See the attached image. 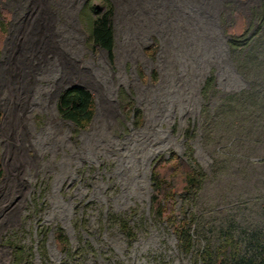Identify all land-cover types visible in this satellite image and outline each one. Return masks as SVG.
<instances>
[{"label":"rangeland","instance_id":"374dc122","mask_svg":"<svg viewBox=\"0 0 264 264\" xmlns=\"http://www.w3.org/2000/svg\"><path fill=\"white\" fill-rule=\"evenodd\" d=\"M73 86L95 100L85 128L58 109ZM0 154V264H203L224 232L255 254L264 0H0ZM174 156L198 183L169 177L161 216L153 170Z\"/></svg>","mask_w":264,"mask_h":264},{"label":"trees","instance_id":"16d2710c","mask_svg":"<svg viewBox=\"0 0 264 264\" xmlns=\"http://www.w3.org/2000/svg\"><path fill=\"white\" fill-rule=\"evenodd\" d=\"M109 15L101 14L93 17L91 22V36L93 41L112 51L114 32L110 25ZM244 33L234 34L233 38L243 37ZM58 109L63 118L74 121L78 126L85 128L92 121L95 113V100L91 92L83 86H73L61 92L58 100ZM187 164V165H186ZM175 171L173 172L172 171ZM181 173L183 177V191H188L198 183V176L188 162L178 156L170 160L161 159L153 170L154 199L156 212L163 216L172 209V199L176 181L169 177H176ZM4 171L0 154V182ZM182 191V192H183ZM58 237L63 239L62 234ZM224 244L215 250H204L201 260L203 264H264V243L258 242L255 254L240 255L237 244L230 232H224ZM191 239L188 245L191 246ZM255 244V243H254Z\"/></svg>","mask_w":264,"mask_h":264},{"label":"bare ground","instance_id":"6f19581e","mask_svg":"<svg viewBox=\"0 0 264 264\" xmlns=\"http://www.w3.org/2000/svg\"><path fill=\"white\" fill-rule=\"evenodd\" d=\"M34 2V1H33ZM44 3V2H43ZM44 5V4H43ZM48 5V4H47ZM48 7V6H47ZM38 10V9H37ZM40 10V9H39ZM43 10V9H42ZM46 10H48V9H46ZM44 11H45V9H44ZM41 12H43V11H41ZM39 13V12H38ZM41 15V14H40ZM46 15V14H45ZM45 17V16H44ZM50 17H51V15H50ZM39 19V18H38ZM50 19V18H49ZM52 19V18H51ZM50 19V20H51ZM48 20V19H47ZM35 22V21H34ZM51 24V23H50ZM36 27V26H35ZM34 27V28H35ZM43 27H45V26H43ZM33 28V27H32ZM51 28V27H50ZM44 30V29H43ZM46 30V29H45ZM47 32V31H46ZM30 34V33H29ZM44 34V33H43ZM39 38H40V36H38ZM44 39V38H43ZM39 41V40H38ZM44 41V40H43ZM35 44V43H34ZM46 46H48L47 44H45ZM69 66V65H68ZM72 67V66H71ZM70 69V68H69ZM74 70V69H73Z\"/></svg>","mask_w":264,"mask_h":264}]
</instances>
